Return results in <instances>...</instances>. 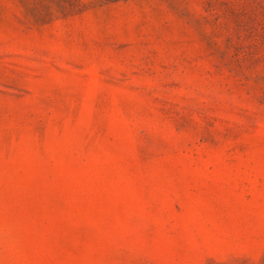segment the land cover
<instances>
[{"label":"rangeland","instance_id":"1","mask_svg":"<svg viewBox=\"0 0 264 264\" xmlns=\"http://www.w3.org/2000/svg\"><path fill=\"white\" fill-rule=\"evenodd\" d=\"M0 264H264V0H0Z\"/></svg>","mask_w":264,"mask_h":264}]
</instances>
